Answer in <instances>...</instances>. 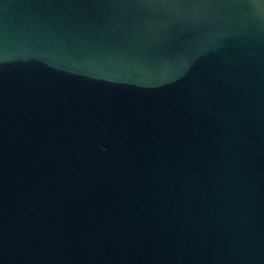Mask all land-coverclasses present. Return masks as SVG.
Returning a JSON list of instances; mask_svg holds the SVG:
<instances>
[{"label":"water","instance_id":"95a60500","mask_svg":"<svg viewBox=\"0 0 264 264\" xmlns=\"http://www.w3.org/2000/svg\"><path fill=\"white\" fill-rule=\"evenodd\" d=\"M0 264H264V0H0Z\"/></svg>","mask_w":264,"mask_h":264}]
</instances>
